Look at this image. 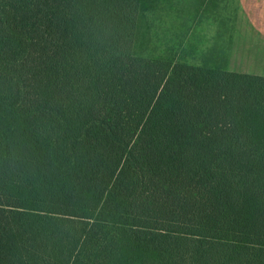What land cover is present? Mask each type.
<instances>
[{"label": "trees", "instance_id": "1", "mask_svg": "<svg viewBox=\"0 0 264 264\" xmlns=\"http://www.w3.org/2000/svg\"><path fill=\"white\" fill-rule=\"evenodd\" d=\"M144 0H0V264H264V77L135 49Z\"/></svg>", "mask_w": 264, "mask_h": 264}, {"label": "rangeland", "instance_id": "2", "mask_svg": "<svg viewBox=\"0 0 264 264\" xmlns=\"http://www.w3.org/2000/svg\"><path fill=\"white\" fill-rule=\"evenodd\" d=\"M200 1L144 0L137 29L136 51L142 56L171 63L205 65L206 67L214 64L225 66L228 63L226 52L218 50L210 55L207 51L205 52V49L202 51V48L208 46L201 44V36H199L201 30L193 31L197 20L202 26V21L196 19L197 10L194 6V3L199 5ZM238 57L239 54L234 55L238 64L230 68L231 70L264 74V65H261L264 62H260L261 60L247 62L248 65L253 63L260 65V68H249L248 65L245 67V59L239 61Z\"/></svg>", "mask_w": 264, "mask_h": 264}, {"label": "crops", "instance_id": "3", "mask_svg": "<svg viewBox=\"0 0 264 264\" xmlns=\"http://www.w3.org/2000/svg\"><path fill=\"white\" fill-rule=\"evenodd\" d=\"M194 6L197 10L196 19L202 21V26L197 20L193 31L200 29L198 34L201 36V44L208 46L202 48V51L205 49L211 55L224 50L230 71H233L230 68L238 64L234 59L235 54H239V61L245 59V67L247 62H264V0H201L199 5L194 3ZM248 66L260 68L256 63ZM238 73L264 77V74L255 72Z\"/></svg>", "mask_w": 264, "mask_h": 264}]
</instances>
